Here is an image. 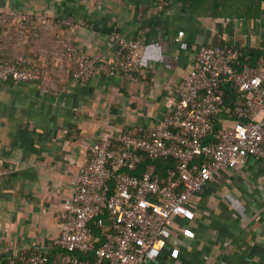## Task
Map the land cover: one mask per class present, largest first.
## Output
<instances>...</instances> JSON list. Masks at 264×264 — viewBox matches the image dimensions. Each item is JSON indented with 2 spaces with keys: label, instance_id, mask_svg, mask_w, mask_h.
Returning <instances> with one entry per match:
<instances>
[{
  "label": "crops",
  "instance_id": "obj_1",
  "mask_svg": "<svg viewBox=\"0 0 264 264\" xmlns=\"http://www.w3.org/2000/svg\"><path fill=\"white\" fill-rule=\"evenodd\" d=\"M160 1L164 9L153 14ZM0 13L38 23L1 33L0 54L45 68L33 82L0 81V261L53 252L56 216L91 145L158 127L199 45L264 53V0H0ZM113 27L128 38L149 29L139 82L99 74L73 81L62 41L72 37L78 55L107 59ZM194 211L192 222L174 221L169 245L146 264H264V164L226 170L198 194Z\"/></svg>",
  "mask_w": 264,
  "mask_h": 264
},
{
  "label": "built area",
  "instance_id": "obj_2",
  "mask_svg": "<svg viewBox=\"0 0 264 264\" xmlns=\"http://www.w3.org/2000/svg\"><path fill=\"white\" fill-rule=\"evenodd\" d=\"M87 3L88 0H80ZM165 7L160 1L151 11ZM26 20L0 13V28ZM45 24L46 17H38ZM69 24V23H65ZM142 28L128 38L117 27L108 34L111 53L78 55L72 37L63 49L72 80L86 84L95 74L138 83L145 49ZM183 31L178 32V38ZM241 52L228 45L201 44L194 68L167 100L160 125L143 135L106 134L93 143L88 161L73 178L66 210L57 214L59 235L51 249L8 257L0 264H146L169 245L176 220L192 222L205 186L248 160L264 164V53L255 65H238ZM29 64V63H28ZM39 67L0 64V81L39 80ZM239 94L232 116H220L224 88ZM158 160L176 161L162 176ZM94 227L96 228L94 230Z\"/></svg>",
  "mask_w": 264,
  "mask_h": 264
},
{
  "label": "trees",
  "instance_id": "obj_3",
  "mask_svg": "<svg viewBox=\"0 0 264 264\" xmlns=\"http://www.w3.org/2000/svg\"><path fill=\"white\" fill-rule=\"evenodd\" d=\"M181 3L184 4V5L186 4L184 1H181ZM24 26L36 28L38 26V23L36 21H29V22H22V23L20 22V23H18L15 26H5L3 28H0V34L1 33H9V32H12V31L15 32V30L17 28L24 27ZM63 42L64 41H62L60 49H62L61 53L66 55V52L63 49ZM213 45H224V44L223 43H215V44L213 43ZM0 53H1V50H0ZM257 59H258V56L256 54H254V52H250L248 55H243V53H241V56L239 57V60H238L237 63H238L239 66H241L243 64L255 65L256 62H257ZM11 63H15L19 67H28L29 65L37 66V67H39V69L41 71V77L45 73V68L43 66L39 65L36 62H30L28 64L24 60L16 59L15 57H11L10 55H1L0 54V64H11ZM238 98H239V94L235 91V89L233 88L232 84H230V83L227 84V86L224 88L223 104L221 106V112H220V116L221 117H225L228 114H229V116H232L234 105H235L236 101L238 100ZM143 134H145V132H142V133H139V134H132V135H143ZM155 163L157 164L158 173H160L163 176L165 174L166 169L170 168V167H173L174 164H176V161H162V160H158ZM95 229L96 228L94 227V230ZM57 254H58L57 251H53L49 255L52 261L56 259V255Z\"/></svg>",
  "mask_w": 264,
  "mask_h": 264
}]
</instances>
